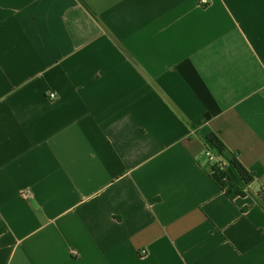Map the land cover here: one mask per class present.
I'll use <instances>...</instances> for the list:
<instances>
[{
  "label": "crops",
  "instance_id": "1",
  "mask_svg": "<svg viewBox=\"0 0 264 264\" xmlns=\"http://www.w3.org/2000/svg\"><path fill=\"white\" fill-rule=\"evenodd\" d=\"M200 1L0 0V264H264V0Z\"/></svg>",
  "mask_w": 264,
  "mask_h": 264
},
{
  "label": "trees",
  "instance_id": "2",
  "mask_svg": "<svg viewBox=\"0 0 264 264\" xmlns=\"http://www.w3.org/2000/svg\"><path fill=\"white\" fill-rule=\"evenodd\" d=\"M202 141L205 152H209L220 159L219 163H209L206 160L203 168L208 173L216 172L218 174L222 180L221 188L227 187L225 194L228 197L241 194L253 183V175L242 166L237 155L227 149L218 135L210 133ZM224 180H227V182H224ZM259 194L264 200L263 190Z\"/></svg>",
  "mask_w": 264,
  "mask_h": 264
},
{
  "label": "built area",
  "instance_id": "3",
  "mask_svg": "<svg viewBox=\"0 0 264 264\" xmlns=\"http://www.w3.org/2000/svg\"><path fill=\"white\" fill-rule=\"evenodd\" d=\"M207 4V1L206 0H201L200 1V5L204 6ZM49 99L53 100L55 99V94L54 93H49ZM204 155H205V159L209 162V163H219L220 162V159L218 157H216L215 155L209 153V152H204ZM224 182H227V180H224ZM221 183H222V180L220 179V186H221ZM224 191L227 190V187H223L222 188ZM263 193H264V189H263ZM28 194L27 193H24L23 194V197L24 198H28Z\"/></svg>",
  "mask_w": 264,
  "mask_h": 264
}]
</instances>
